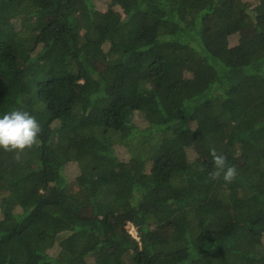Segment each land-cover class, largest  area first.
Wrapping results in <instances>:
<instances>
[{"label":"trees","instance_id":"trees-1","mask_svg":"<svg viewBox=\"0 0 264 264\" xmlns=\"http://www.w3.org/2000/svg\"><path fill=\"white\" fill-rule=\"evenodd\" d=\"M97 1L0 0V264H264V0Z\"/></svg>","mask_w":264,"mask_h":264},{"label":"clouds","instance_id":"clouds-1","mask_svg":"<svg viewBox=\"0 0 264 264\" xmlns=\"http://www.w3.org/2000/svg\"><path fill=\"white\" fill-rule=\"evenodd\" d=\"M42 131L37 118L23 108H16L0 116V148L6 152H23L39 146L38 135ZM214 165L209 173L212 180L222 179L231 183L237 177V168L228 163L227 157L215 148L209 149ZM203 170V169H202Z\"/></svg>","mask_w":264,"mask_h":264},{"label":"rangeland","instance_id":"rangeland-1","mask_svg":"<svg viewBox=\"0 0 264 264\" xmlns=\"http://www.w3.org/2000/svg\"><path fill=\"white\" fill-rule=\"evenodd\" d=\"M113 1H115V2H117V0H113ZM248 1H253V0H248ZM96 2V1H95ZM108 2V0H99V1H97V5L99 6H102V7H106V3ZM240 35H243V36H245V35H252L253 34V31L252 30H250V29H245V30H243L242 32H240L239 33ZM95 67H98V68H100L101 67V65L99 64V63H96L95 64ZM119 150V153H118V155H119V157L120 158H124L126 155H127V152L125 151V150H122V149H118ZM72 171V170H71ZM71 171H69V172H66L68 175H70V173H71ZM239 212V205L237 204V205H234L232 208H231V210H230V215L231 216H234V215H236L237 213ZM128 230L130 231V233L134 236V237H136V232H135V229L132 227V226H129L128 227Z\"/></svg>","mask_w":264,"mask_h":264}]
</instances>
